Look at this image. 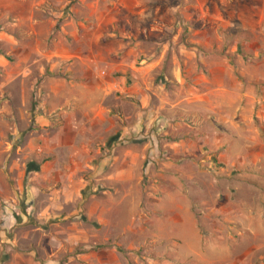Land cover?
Masks as SVG:
<instances>
[{
	"label": "rangeland",
	"instance_id": "1",
	"mask_svg": "<svg viewBox=\"0 0 264 264\" xmlns=\"http://www.w3.org/2000/svg\"><path fill=\"white\" fill-rule=\"evenodd\" d=\"M130 46L161 62L143 77L127 70L140 97L105 99L115 132L91 127L99 102L79 57L104 62ZM90 144L145 152L139 180L118 183L121 195L64 202L69 182L45 180L39 165L52 161L66 178ZM9 191L0 264H98L76 255L114 245L121 264H264V0H0V192ZM53 196L61 213H45ZM80 231L89 241L68 249Z\"/></svg>",
	"mask_w": 264,
	"mask_h": 264
},
{
	"label": "crops",
	"instance_id": "2",
	"mask_svg": "<svg viewBox=\"0 0 264 264\" xmlns=\"http://www.w3.org/2000/svg\"><path fill=\"white\" fill-rule=\"evenodd\" d=\"M187 19H193V21H197L198 15H191ZM245 21V20H244ZM244 21L241 22L239 27H241L242 31H245V23ZM198 30H194L192 35L195 36L197 34ZM105 53H108L104 55L103 61H86L84 58L79 57L81 59L83 65L87 64L90 65L91 68L86 71L88 72L87 75L93 78L95 82L94 89L92 88L93 92L91 94H87L90 98L89 100L97 101L99 102V105H97V110L94 111L93 117L89 118V120L92 122L91 127H97L100 126V128H104L105 132H115L116 124H115V118L111 116L109 113V110H107V107L104 105V101L107 98V96H112L114 94L118 93H125V96H132V97H140L141 94H143L142 89H139L138 87V75L139 73H142L148 70L149 67H155L157 64L159 65L161 61H155L157 58H154L152 55L148 56H141L139 55V49L135 46H130L129 50H125V54H123L121 51L117 52L115 55L111 53V51H107ZM111 53V54H110ZM129 54V55H128ZM128 55V56H127ZM133 55V61H127ZM60 57H65L63 54L59 55ZM127 56V59H126ZM112 57L116 58L117 61L111 60ZM137 57V59H136ZM99 58V57H98ZM101 58V57H100ZM139 59L141 61L139 62ZM111 60V61H110ZM126 60V61H125ZM243 61V60H242ZM103 65V66H102ZM137 65H140L141 67H138ZM121 69H126L124 72L125 74L121 73ZM133 69L137 71V74L133 75V79L127 75V70ZM83 72L84 70L81 69ZM241 74L243 75V78L245 77V68H242ZM66 75V74H65ZM143 73L141 74V77H143ZM68 76H65V79ZM70 77V76H69ZM68 77V78H69ZM175 79H177V76L175 75ZM133 82V83H132ZM91 88V87H90ZM97 88V89H95ZM117 96V95H116ZM120 98V97H115ZM86 99L87 96H86ZM149 99V96L146 93V100ZM88 100V101H89ZM82 114V112H80ZM84 113V112H83ZM70 115H74V113L71 112H64L63 114H59L63 120V126L66 127L68 125V117ZM66 117V118H65ZM86 118V117H85ZM85 121L84 118L81 121H71L74 124V127H80L81 122ZM48 125V122L45 123ZM96 130V129H95ZM119 145V144H117ZM98 147L90 145H83V152L82 155L85 158L82 162L76 161L75 165L77 167L73 169V173L71 174H65L67 177L61 176V172L58 171V174H55L54 170V162H50V164L45 163L44 166L39 168L40 169H46L44 174L45 180L47 181H66L69 182L68 184L65 183L63 187V200L64 202H70L74 200L75 197L78 196H95L97 192L102 193L103 195H110L115 196L117 194L122 193V189H118L116 186L118 183H121L122 181H136L138 182L139 176L137 175V165L138 160L145 154V152H138L137 150H129L128 148H120L113 145V149H110L111 146L108 145L107 152H105L101 147L100 144H97ZM76 149V147H75ZM80 149V148H78ZM103 150V151H102ZM112 152L111 157L106 158V153L109 154V152ZM79 152H74L73 155L78 154ZM116 153V155H114ZM124 157V159H122ZM128 158V159H127ZM126 160H129V163H125ZM123 161V162H122ZM84 165V168H83ZM125 167H122V166ZM36 167V166H35ZM39 168L37 169V172L39 171ZM90 169L92 170V174L89 175L87 179L82 177L81 171ZM77 169V171H76ZM12 170V169H11ZM79 174H78V173ZM35 173V172H34ZM36 174V173H35ZM43 175V174H42ZM41 175V176H42ZM53 175H55V178L53 179ZM69 175V176H68ZM44 176V175H43ZM50 176V177H49ZM39 174L33 175V181H36L39 183ZM63 177V178H62ZM93 180H96L99 182V187L95 189H90L92 186L91 183ZM101 182V183H100ZM41 183V182H40ZM28 186H31L32 189H34L32 183L28 184ZM37 192H34V198H38V190ZM0 196L2 198H7L10 195V191L6 193L0 192ZM59 197V196H58ZM53 196V203L50 204V206L45 210V213L47 211L49 212H55V213H61L63 211L64 206L60 203V201L54 200ZM14 199V198H12ZM36 201V200H35ZM35 206V205H34ZM33 206H30L29 209H31ZM94 208H88V212L90 213ZM109 210H106V207H100L99 210V218L101 220H105V215L108 213ZM80 234L75 235L73 234L72 237L67 238L68 241L65 246H69L68 249L74 250L75 247L80 243H87L89 241V235L83 236ZM57 245V243H56ZM80 257L81 259H86L89 262L98 261V264H121L119 263L120 260V254L117 251V247L114 245L112 248H105L101 249L99 252L91 251V252H85L81 253L79 255H76Z\"/></svg>",
	"mask_w": 264,
	"mask_h": 264
}]
</instances>
